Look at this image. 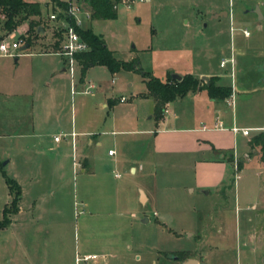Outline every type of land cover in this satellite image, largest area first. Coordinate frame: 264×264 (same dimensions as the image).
Listing matches in <instances>:
<instances>
[{"label": "rangeland", "instance_id": "374dc122", "mask_svg": "<svg viewBox=\"0 0 264 264\" xmlns=\"http://www.w3.org/2000/svg\"><path fill=\"white\" fill-rule=\"evenodd\" d=\"M36 1L43 11L41 33L33 36L26 51L19 47L14 56L0 57V88H5L0 96V221L5 207L10 217L13 214L6 177L14 179V173L22 172L24 185L23 212L13 216L12 223L0 231V264H75V256L88 252L96 258L79 264H182L181 260L167 256L186 249L190 251L185 256L200 264H264V215L256 216L257 211L252 208L255 203L264 211V148L252 143L259 154L243 171H237L239 176L235 175V179L229 169L235 189L225 197L213 191L209 195L191 191L186 187L187 171L181 172L172 165H146L132 173L124 162L115 160L120 152L117 137H124L133 156L138 158L139 142L145 137L143 130L156 111L153 97L141 94L147 91L144 72L164 81L171 78L172 72L187 67L196 74L215 73L219 79L213 75L208 81L212 78L216 85L231 84L241 96L246 88L253 94L259 93L256 89L262 88L264 81L258 82L253 65L264 63V22L258 29L254 23L236 17L231 24L229 18L223 19L218 28L212 23L204 26L206 21L194 30L181 22L175 28V18L194 5L195 0H136L128 5L119 4L113 19H93L87 27L101 35L114 57L133 61L135 68H91L86 74L87 80L96 85L91 94L79 92L80 68L76 70V93H67L64 113L70 119L75 104L80 121L90 119V124L96 126L95 139L101 142L92 144L99 161L97 170L81 174L74 166L69 145L62 150L65 165L59 176L58 166L54 167L52 161L60 150L49 145L51 149L41 156L49 162L48 173L54 168L47 178L38 173L39 167L30 168L27 175L22 165L6 162L8 154L25 151L23 145L30 140L26 134L37 126L36 116L40 115L38 110L34 111L31 98L44 88V82L50 83L48 68L58 58L22 55H33L39 48L56 53L60 43L61 37L55 34L53 22L47 16L51 1ZM210 2L205 0L200 6L202 14H208ZM223 2L228 4V0ZM234 4L240 6L241 2L234 0ZM245 27L248 35L243 32ZM10 33L20 36L26 32L16 28ZM17 55L20 58L14 61ZM223 61L227 63L220 67ZM67 75L70 80L69 72ZM196 78L200 85L207 82L200 76ZM224 87L230 90L225 97L228 99L232 87ZM121 95L127 99L125 102H116L111 108L101 106L106 96ZM253 102L257 105V97ZM40 116L45 126L44 114ZM45 141L49 143V139ZM109 148L115 150L114 156H108ZM101 163L106 166L104 174L99 171ZM141 191L149 195L146 203L141 202Z\"/></svg>", "mask_w": 264, "mask_h": 264}, {"label": "crops", "instance_id": "0c3cea01", "mask_svg": "<svg viewBox=\"0 0 264 264\" xmlns=\"http://www.w3.org/2000/svg\"><path fill=\"white\" fill-rule=\"evenodd\" d=\"M204 2L205 0H195L194 5H190L188 8L184 9L182 14L178 15L179 18H175L173 22L176 26L175 28H177L179 22H181L185 28L194 30L200 27L205 21L204 26L212 23L214 27L218 28L222 26L221 21H224L223 19L229 18V24H231L236 17L254 23L258 29L263 27L264 0H240V6H235L234 0H228V4L223 2V0H211V5L209 10H207L208 14H202L203 11L200 9V6L203 7L202 4ZM92 21L93 19H85L83 27L90 26ZM17 29H23L25 31L27 29V22L22 23ZM244 29L247 28L245 27ZM231 30L232 27L230 26V31ZM244 34L248 35L249 33L246 34L244 32ZM22 45L23 44H21V46ZM33 45L35 44L33 43ZM37 45L40 46V44ZM28 48L22 50L26 51ZM37 50L38 51L33 53V55L30 53L22 55L25 57H42L49 55L58 57L55 58L53 62L54 65L48 68L47 77H51L50 83L44 82V88L38 89L36 94L34 93L31 98V105L33 107L35 106L34 111L38 110L39 112L41 111L40 113L37 111L38 114H44L43 121H45L47 126L41 124V116L37 115L36 119L38 122L35 121L37 126H32L31 131L26 134L29 136L30 140L23 145L25 151L21 154L16 153V155L13 156L8 154L6 162L12 163L14 161L17 167L18 165H22V167L26 168L25 174L27 175L32 171L30 168L39 167L38 173L41 172L43 175H47L48 178L49 174H53L54 168L48 173L47 167L49 162L41 156L44 155L46 149H51L50 147L48 148L49 145L51 147L53 145L54 148L60 150L52 161L53 166L54 164L58 166L56 172L60 176V172L65 165L63 160L64 153L62 150L70 145L74 166L79 169L78 171H80L81 174H92L97 170L98 161L94 156L92 144H101L100 140L95 139L97 128L90 124V119L80 121L78 118L77 106L75 104H72L70 119H68V117L66 118L64 113L65 104L67 103V93L70 91L72 94L76 93L74 76L72 77L69 73V80L67 75L69 71L61 55L51 51L43 52L41 48ZM0 57L8 56L0 55ZM19 58L20 56L17 55L14 61L19 60ZM262 58L264 59V57ZM221 63L222 62L219 64L220 67H225L227 62L223 66ZM77 64L78 67L76 70L78 71V68H80V72L78 73L79 84L77 85L80 90L79 92L81 94H91L92 89H94L96 85L93 81L87 80L86 74L91 68L101 64L91 65L83 72H81V65L79 62ZM253 67L258 72V82L261 84L262 81H264V63L258 62L254 64ZM170 69L175 71L173 68ZM232 69L233 65H231V70ZM175 72L181 75V77L184 74H193L196 77L200 76L207 81L206 83L209 82L208 78L213 75L217 76L219 79V76L215 73L200 71L196 74L187 67L180 68L179 71ZM90 83L94 85L91 91L88 93L82 92L83 88ZM218 85L232 87L231 84L218 83ZM1 89L5 88H0V96L4 94ZM256 90L260 92L253 94L250 89L246 88L243 90L244 95L241 96V93L237 92V90L232 87L230 98L224 99L220 97H211L206 89L203 88V85L199 84L197 89L189 90L184 95L166 102L160 118H156L155 114L154 116L150 115L152 122L143 130L145 137L140 139V154L138 158L137 156H133L132 149L129 148L131 146L124 141L125 138L117 137L116 144H118L120 152L115 160L117 162H124L128 170L132 173L136 172L138 168L143 170L146 165H151L152 168L160 165L167 168V166L172 165L177 167L181 172L187 171L189 178L186 180V187H189L191 191L197 190L206 195L211 194L213 191L216 195L218 194L223 197L228 196V194H231L232 189H235V185L234 188L232 187L231 176L234 174V179L235 175L239 176L237 171H243L254 156L259 154L255 147L252 146L251 138L260 132H264V86ZM203 91H206L208 95H205ZM142 96L144 95L142 94ZM121 97H123V95L116 98L106 96L105 99L101 101V106L111 108L116 102H125L127 100L121 101ZM144 97L148 98L153 96L148 95ZM256 97L257 105L255 102H253L255 104L253 105L252 101ZM153 100L155 106L154 97ZM256 106L259 108H256ZM105 119L106 118H104L103 121H105ZM219 119L222 121L224 128H217L214 126V122ZM112 124H114V121H112ZM233 126L241 128L248 127L251 128V130L247 135H244L241 132L235 133L232 129ZM133 131H136V129H133ZM133 131L122 130L121 132ZM114 132L115 131H113V133ZM55 135H60V139L55 140ZM46 138L49 139V143L45 141ZM256 145L261 146L260 144ZM132 147H134V145H132ZM127 148H129V152ZM110 149L111 148L108 149V156H114L115 150L112 149L113 153L110 154ZM262 156H264V151ZM238 162H240V164ZM138 163L139 167H137ZM105 167L106 166L101 163L99 167L101 174H104ZM229 169L232 170V175L229 174ZM21 174L22 172H20V174H18V172L13 174L14 179L20 185L21 198L16 213L12 214L10 218V223H12L13 216L21 215L24 210V205H21L23 201L22 195L24 193L23 180L20 178V176H22ZM258 174H260V172ZM141 192V202L146 203L149 200V195L146 192ZM254 204L255 203H253L252 208L257 211L256 216H263L264 211L260 210L258 205ZM154 214L157 213L154 212ZM144 220L148 221V218H144ZM261 226L264 228V223H262ZM4 228H1L0 231H3ZM183 251L189 252L190 249ZM88 254L92 255L94 253H83V256ZM82 257L75 256V264H79L80 261L87 262V260L79 259ZM136 258L138 262L141 260L139 255H137ZM188 258L191 257H186V259ZM186 259L184 261H186ZM184 261H182V264ZM122 263L124 262L122 261ZM196 264H200L198 260Z\"/></svg>", "mask_w": 264, "mask_h": 264}, {"label": "trees", "instance_id": "16d2710c", "mask_svg": "<svg viewBox=\"0 0 264 264\" xmlns=\"http://www.w3.org/2000/svg\"><path fill=\"white\" fill-rule=\"evenodd\" d=\"M51 10L60 8L66 10L68 7L67 0H50ZM119 0H86L85 8L89 9L92 14V19L105 18L113 19L116 14V9L113 7L114 3ZM48 7V5H46ZM43 11L41 4L38 1L27 0H0V40L6 35L10 34L23 22H27V29L25 34L20 35L23 45L28 47L32 45L33 36L41 33L43 29ZM68 21L73 23V18L66 15ZM76 31L87 42L90 47L88 50L76 54V58L81 65V72L91 65H105L110 71H114L120 67L131 69L135 68L132 65L134 62H127L119 60L114 57L113 51L106 45L101 35L92 31L88 27H76ZM56 35H62V31L54 29ZM57 44L55 45V47ZM27 47V48H28ZM143 76L146 78L147 91L142 93L144 96L151 95L155 98V116L160 118L163 113V107L166 102L171 101L181 95H184L189 90H195L199 86V79L191 74H184L180 80L170 77L168 80L162 81L160 78L151 75V73L144 72ZM207 93L211 97L225 98L230 95V90L224 86H219L214 83L211 78L208 83L203 85ZM226 91V92H225ZM251 143L260 144L264 148V132H260L251 138ZM240 164V162H238ZM1 167V164H0ZM4 173V172H3ZM9 192L12 196L11 205L13 206L12 213H16L18 203L20 201L21 188L16 180L6 177ZM3 219L0 221V229L4 228L10 223V216L7 208L2 211ZM163 254H165L163 252ZM188 251H178L172 255H176L178 260L184 261ZM171 256V258H175Z\"/></svg>", "mask_w": 264, "mask_h": 264}, {"label": "built area", "instance_id": "2783aa9c", "mask_svg": "<svg viewBox=\"0 0 264 264\" xmlns=\"http://www.w3.org/2000/svg\"><path fill=\"white\" fill-rule=\"evenodd\" d=\"M134 1L136 0H119L118 2L114 3L113 7L116 9L120 3L128 5L130 2ZM68 2L69 3L66 10L56 8V10L49 11L47 16L48 19L53 22L54 28L62 31L60 43L56 53L64 58L68 71L73 77L78 67L76 54L90 48L87 42L80 36L78 31H76V27H83L84 20L92 19V14L90 10L84 6L86 0H68ZM66 15H70L73 18V23L67 20ZM244 32L246 34L249 33L247 29H244ZM21 44H23V41L18 35H15L14 33L6 35L0 40V55L14 56L17 48H19ZM221 65H224V61L221 63ZM93 86L94 85L91 83L88 84L83 88L82 92H90ZM125 99L126 98L124 96L120 98L121 101H124ZM214 126L217 128H224V125L220 119L214 122ZM232 129L235 133L241 132L244 135H247L251 130V128L248 127L241 128L238 126H233ZM60 137V135H55L54 139L59 140ZM109 153L112 154L113 150L110 149ZM94 257V254H88L79 259L88 260V258Z\"/></svg>", "mask_w": 264, "mask_h": 264}, {"label": "water", "instance_id": "95a60500", "mask_svg": "<svg viewBox=\"0 0 264 264\" xmlns=\"http://www.w3.org/2000/svg\"><path fill=\"white\" fill-rule=\"evenodd\" d=\"M27 46H28L27 44L22 45V46L20 47V49H25V48H27ZM171 77H173V78H175V79H178V80H180V79L182 78L181 75H178V74H176V73H171ZM172 257L177 258L176 255H172ZM196 263H197V260L194 259V258H188V259H186V261L183 262V264H196Z\"/></svg>", "mask_w": 264, "mask_h": 264}]
</instances>
